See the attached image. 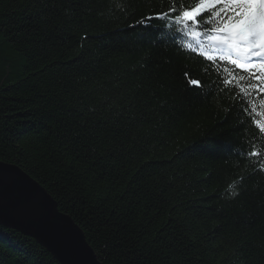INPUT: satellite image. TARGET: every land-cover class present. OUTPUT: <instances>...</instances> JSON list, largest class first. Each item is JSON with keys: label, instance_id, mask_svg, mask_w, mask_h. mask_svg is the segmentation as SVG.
I'll use <instances>...</instances> for the list:
<instances>
[{"label": "trees", "instance_id": "16d2710c", "mask_svg": "<svg viewBox=\"0 0 264 264\" xmlns=\"http://www.w3.org/2000/svg\"><path fill=\"white\" fill-rule=\"evenodd\" d=\"M169 4L0 0V162L41 185L102 264H264V104L244 115L245 82L217 87L230 66L141 23ZM0 264L58 263L0 226Z\"/></svg>", "mask_w": 264, "mask_h": 264}, {"label": "snow or ice", "instance_id": "6c2138e0", "mask_svg": "<svg viewBox=\"0 0 264 264\" xmlns=\"http://www.w3.org/2000/svg\"><path fill=\"white\" fill-rule=\"evenodd\" d=\"M153 20L160 22V29L168 26L180 33V40L175 41L179 48H185L190 36L192 43L187 44L188 48L201 49V55L215 53V57L207 56L209 61H223L232 68L231 72L228 67L222 69L228 76H220L217 87L238 88L233 73L245 82L243 88H238L237 100L244 115L255 112V99L264 104V0H170L166 11L145 17L141 23L152 26ZM188 83L200 90L204 88L200 80L189 79ZM258 131L264 135V124L258 125ZM229 189L232 195L237 194L235 184Z\"/></svg>", "mask_w": 264, "mask_h": 264}, {"label": "water", "instance_id": "95a60500", "mask_svg": "<svg viewBox=\"0 0 264 264\" xmlns=\"http://www.w3.org/2000/svg\"><path fill=\"white\" fill-rule=\"evenodd\" d=\"M0 226L34 239L59 264H102L84 232L19 167L0 162Z\"/></svg>", "mask_w": 264, "mask_h": 264}, {"label": "bare ground", "instance_id": "6f19581e", "mask_svg": "<svg viewBox=\"0 0 264 264\" xmlns=\"http://www.w3.org/2000/svg\"><path fill=\"white\" fill-rule=\"evenodd\" d=\"M169 30H171V28L169 27ZM89 243V242H88ZM95 253V252H94ZM58 263V262H57ZM59 264V263H58Z\"/></svg>", "mask_w": 264, "mask_h": 264}, {"label": "rangeland", "instance_id": "374dc122", "mask_svg": "<svg viewBox=\"0 0 264 264\" xmlns=\"http://www.w3.org/2000/svg\"><path fill=\"white\" fill-rule=\"evenodd\" d=\"M23 235V234H22ZM29 238V237H28ZM32 239V238H31ZM32 240H34V239H32ZM35 241V240H34Z\"/></svg>", "mask_w": 264, "mask_h": 264}]
</instances>
